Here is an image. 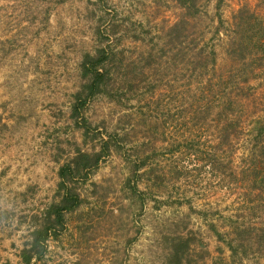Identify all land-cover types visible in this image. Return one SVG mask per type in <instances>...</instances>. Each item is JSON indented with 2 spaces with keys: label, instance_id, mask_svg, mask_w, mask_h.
Segmentation results:
<instances>
[{
  "label": "rangeland",
  "instance_id": "1",
  "mask_svg": "<svg viewBox=\"0 0 264 264\" xmlns=\"http://www.w3.org/2000/svg\"><path fill=\"white\" fill-rule=\"evenodd\" d=\"M195 1L0 0V264H176V235L193 239L182 264H264V0ZM243 37L261 67L234 63ZM100 50L108 92L76 114ZM252 69L243 133L215 135L216 93ZM79 150L100 158L59 225L58 171Z\"/></svg>",
  "mask_w": 264,
  "mask_h": 264
},
{
  "label": "trees",
  "instance_id": "2",
  "mask_svg": "<svg viewBox=\"0 0 264 264\" xmlns=\"http://www.w3.org/2000/svg\"><path fill=\"white\" fill-rule=\"evenodd\" d=\"M181 6L190 9L192 7H195V0H177ZM189 20H187L188 22ZM243 39H246L245 37L239 39L238 41H234L235 47H230L229 53L230 55L233 53L236 54L234 63L237 65H244L249 66L252 68L253 65L256 67H261L262 64L260 63V57H255L252 55V53L244 54L245 50H248L251 45L249 43L244 42ZM213 54V53H212ZM214 60V59H212ZM113 61L110 56L107 55L106 51L100 50L98 51L96 56L87 57L85 58L82 70L83 75L87 77V82L83 86L82 92H86L84 98H81V94H77L78 103L74 106V110L76 114L79 111V108L82 104L85 103L86 99L89 97H92L95 94L108 92V85L110 80V69L107 68L105 65V62ZM206 66V65H205ZM251 75L249 77H242V83L243 87L241 85H237L236 87H232L230 89H220L219 92L216 93V133L215 135H241L243 133V124H242V114L244 111H246V104L241 102V97H246L248 94L245 92H242L245 88V84L248 82V79L251 77H254V69L250 71ZM223 75H221L220 78H222ZM208 95H210L209 90ZM244 94V95H243ZM209 105H205L204 109L206 110L209 108ZM207 112V111H205ZM253 129L258 130V135H264V124H261L260 120L255 119L253 122ZM88 127V125H85ZM260 154L264 155V145L260 146ZM99 153L95 152H82L77 151L76 155L74 156L73 160L71 162H66L63 165L60 166L58 171L59 176V189H62V195L61 199L58 203L53 204L51 206V212L53 214L54 221L57 222L59 225H62L64 222V215L67 212L73 211L77 209V207L81 203V198L79 193L74 191V189L69 186V181L74 177L76 173H79L80 171H83L86 168H90L93 166H97L98 160L100 158ZM264 158V157H263ZM264 167L261 168L259 171L255 172L256 175L260 176V178H263ZM53 227L52 226H43L41 228H37L33 232V240L32 244L33 246H39L40 244H43L44 241L48 238L50 235L49 229ZM264 232V229H263ZM224 236L225 239V247L227 250L232 251L233 250V244L232 239H230V232L225 231ZM222 234V233H221ZM219 237L221 236L220 233H218ZM171 241V249L172 253L171 255L176 256L175 259H177L176 264H182V255L186 251L188 253V250L193 246L191 245L193 242V239L191 236H184V235H176ZM244 239L242 240V246H244ZM229 257L231 255H228ZM228 258V257H227ZM227 258H218V264H229ZM211 264H217V263H211Z\"/></svg>",
  "mask_w": 264,
  "mask_h": 264
}]
</instances>
